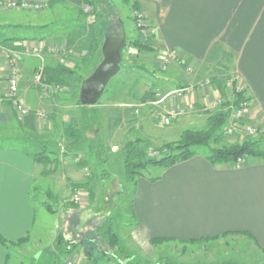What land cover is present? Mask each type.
I'll return each mask as SVG.
<instances>
[{
  "label": "crops",
  "instance_id": "1",
  "mask_svg": "<svg viewBox=\"0 0 264 264\" xmlns=\"http://www.w3.org/2000/svg\"><path fill=\"white\" fill-rule=\"evenodd\" d=\"M10 1L49 3L46 11L50 10V14L37 18L26 13L15 16L6 12H11L4 6ZM133 1L151 26L157 58H168L169 64L162 86L145 83L146 87L137 79L127 83L124 80L120 85L122 96L108 100L116 107L109 117L111 129L114 127L112 133L126 130L125 138L117 134L120 142L141 141L133 132L158 128L157 114L163 110L187 114L176 120L186 125L197 118L198 112L194 110L207 107L206 91L196 88L181 99L171 96L185 85L197 84V78L201 80L198 74L197 78L185 74L180 64L193 68L210 61L212 53L220 52L233 57L236 85H243L250 105L242 123L262 122L264 127V0ZM79 5L80 0H0V18L4 15L0 27L18 39L12 44L19 45L21 50L12 56L21 90L16 103L27 112L15 111L7 103L0 105L1 136H11L17 129L23 135L45 137L47 121L40 120L44 118L40 113L55 104L52 105L53 100H43L41 90L30 83V78L37 77L33 75L36 67L39 71L59 63L60 56L55 55L53 45H65L67 38H71L73 45L72 55L66 60L70 67L88 53L91 39L78 32L82 20L75 9ZM27 49L33 52H26ZM7 74L8 62L0 45V97L6 92ZM232 88L233 85L230 93L226 88L224 96L217 92L216 99L229 98ZM148 93L155 95L143 102L141 99ZM165 95L167 98H162ZM124 108L140 110L141 115L129 117ZM114 139L110 137L104 143L106 146L112 140L107 146L112 153V148L118 147ZM32 156L19 148L0 149V238L6 243L29 237L36 223L32 191L42 167ZM76 170L73 172L77 175L80 170ZM70 182L79 183L73 178ZM130 186L126 211L133 226L127 243L141 259H156L152 264H264V159L246 158L234 166L213 167L205 154L197 153L189 160L162 169L157 177L138 178ZM42 220L47 230V217L42 215ZM66 245L81 253L76 242L66 240ZM7 253L0 242V264L8 263ZM133 259L130 257L128 262ZM78 264L91 263L85 260Z\"/></svg>",
  "mask_w": 264,
  "mask_h": 264
},
{
  "label": "rangeland",
  "instance_id": "2",
  "mask_svg": "<svg viewBox=\"0 0 264 264\" xmlns=\"http://www.w3.org/2000/svg\"><path fill=\"white\" fill-rule=\"evenodd\" d=\"M99 7L100 13L104 17V27H106L108 23H110V26L119 27L122 22L123 31L125 33V44L135 41L136 39L143 41L147 39L154 50H157L152 36L151 26L148 24L141 10L139 13H135L132 5H125L122 0H104L103 5ZM9 11L11 12L6 10L7 13H13L12 15L15 16V13H26L35 18L40 17L42 14H50V10L46 11V9H44L45 12L41 10L28 12H16V10H14V12H12V10ZM88 11H90L89 7L87 10L84 8V12ZM2 18L4 19V15H2L0 19ZM138 21L144 23V26L139 27ZM97 24L98 23L95 24L94 22L92 27L95 28ZM85 25L88 28L91 27L87 22H85ZM85 25L84 27L87 29ZM95 31L96 30L93 29L91 31L90 29L91 33H95ZM5 32H7L6 29L0 27V33L4 35ZM18 32L21 33V30ZM12 34L14 35V33ZM53 46L56 51L55 55L60 56L59 62L69 66L66 60L72 55L73 48L63 50L65 48L63 43ZM129 49L133 52L132 56L125 55L123 51V61L121 63L120 72L110 81L99 103L95 106L86 108L87 114L84 116L82 110L75 106L73 96L75 91L66 95L60 93V95L57 96L58 98L56 97L54 102H52V105L55 104V106H52L47 112L40 113L44 115L43 119L38 117L41 121H47L44 130L45 137L43 134L41 136L23 135L20 134L17 129L11 136H1L0 134L2 138H9L7 141L2 142V145L5 144L7 147L19 148L31 155H47L51 160H55L54 164L48 167V171H50L51 174L47 176L40 174L39 180H35L33 186L32 198L35 205L36 223L32 230V234L29 235L26 242L18 245V247H12L10 249L8 252L9 260L7 264H36V262H38V264H52L53 262L54 264H66L68 261H74V264H78L81 261L85 263V260L91 264H152V262H157L156 259L151 260L152 258L146 260L144 258L141 259L140 254L134 251L129 243H127L130 228L133 226L131 222L132 218L126 211L131 194V186L123 178L122 161L124 144L117 138V134L119 135L118 137L123 136L125 138L123 134L126 128L123 129L125 130L123 133H112L114 132V127L111 129L109 117L116 107L113 106L114 104L108 103V100L122 96L120 85L124 80L127 83L131 81L134 82L137 79L139 84L146 83L147 85H151V87L153 85L162 86L164 80H166L165 73L168 69L169 59H164L163 57L157 58L158 56L155 52H138L137 49L133 47ZM29 50L31 49H27L26 52ZM32 52L31 50L30 53ZM217 56V59L203 64L200 63L193 68L184 66L182 63L180 64L185 74L191 75L190 77L194 76V78H197L195 75L198 74L201 79L199 80L197 78V84L193 86L185 85L184 87H191V91L194 89L196 90V88H198V90L203 89V91H206V95L210 98V101L217 98V91H214L211 87L212 84L210 80L214 77L219 78V80L222 81L221 84L226 83L225 87L228 88V93H230V86L233 84V81L237 79L234 68L229 63L230 60L228 59V55L223 56L221 54ZM98 60L99 58H96V61ZM9 63L11 64V62ZM12 64H14V60ZM11 68H13V66L10 65L9 69ZM189 68L191 71H188ZM36 69L33 75L36 74ZM83 73L85 74L84 71ZM10 75L11 71L7 75L8 78ZM226 75H228V77ZM226 77L227 80H225ZM141 79H143V82H141ZM30 83L37 84L35 76H31ZM206 83L210 85L206 86ZM4 88L6 91V84ZM19 91L21 90L18 76V94ZM39 93L47 103H51L50 100L55 97L54 92L51 91L47 92L43 90ZM5 94L6 92L4 95ZM152 95L155 94L153 93L151 96ZM165 97L166 95L162 96V98ZM223 102L224 101H222V103ZM216 108L217 107L213 106L209 108V106H207L199 109L202 111L195 109V113L198 112L196 114L197 118L194 117L192 122L187 124L189 127L185 122L182 123V120L176 121L182 116H187V114L181 115L178 111L163 110L157 114V120L159 122L158 128L146 127V132L144 133H141L142 130L136 129L133 132V136L141 138V145L149 148L147 151L149 157H157L158 149L168 145L174 147L183 131L202 130L203 128H207L206 119ZM204 109H207V111L204 112ZM126 110H129L126 111L129 117L132 116L135 118L141 115L140 110L129 108ZM170 113H174V119L170 118ZM72 120L76 121L79 130L82 129L83 121L85 120V122L92 125L95 131L99 129V132L103 136L104 143L105 141L108 142V139L112 137L115 138L113 141L114 145L118 146L117 148H112V151H114L113 153L110 152V149L106 148L109 151V159L106 165L93 166L96 169V175H101V172L104 171L106 177L103 180L100 179L101 181H99V179L92 180L90 184L93 191V199L90 201L85 192L80 190L73 192L70 188L71 178L74 180L78 179L79 182L86 181L85 179L87 176L85 169L80 170L77 175L73 170L77 171V159L84 157V151L88 145V143L84 141L80 144V147H77L74 146L71 141L63 138V130ZM172 121L175 122L170 124ZM226 127L227 125L225 128ZM239 134L243 140L246 133L243 132ZM88 136H92V134L88 133ZM255 137L256 136L252 138ZM227 138L228 136H226V139ZM110 143H106V147L109 146ZM197 153L205 154L207 153V149L198 148ZM41 169L43 171V167ZM162 169L161 167L150 166L143 172V175L146 178H154L159 175ZM88 170L91 171L92 168H88ZM75 195L80 197V202L77 204H75L73 200ZM56 214L57 216H55ZM42 215L47 217V230L45 229L46 226L42 220ZM108 218L115 220L114 229L117 234L118 244L114 248L107 246L106 243H102L95 233L98 230L97 228ZM51 230L53 231L51 232ZM58 234L62 235L65 240H72L79 244L81 253L78 251L66 253L65 250L67 246L63 244V246H61L62 250L59 253V249L57 247L54 248V244L58 243L56 239ZM74 253L77 256H75ZM79 256H82L83 260L81 259L82 257ZM130 257H135V260L133 259L131 262H128ZM162 259L164 258L159 260ZM161 262L167 263L166 261Z\"/></svg>",
  "mask_w": 264,
  "mask_h": 264
},
{
  "label": "trees",
  "instance_id": "3",
  "mask_svg": "<svg viewBox=\"0 0 264 264\" xmlns=\"http://www.w3.org/2000/svg\"><path fill=\"white\" fill-rule=\"evenodd\" d=\"M122 2L125 5L131 4L133 9L135 10V13L140 12V7L137 5V2L132 0H122ZM103 3L104 0H80V5L75 9L77 17L80 18V21L82 20L78 32L82 35L84 34L88 36L91 39V45L88 53L85 56L81 57L77 65H75L74 67H70L59 62L55 66H45L39 71L38 69H36V74H39V77L37 80V84H33L35 85V88L41 91L45 90L47 92H54L55 97H53L52 99L53 102L56 97L60 95V93L66 95L75 91V93L73 94L74 103L76 107L82 110L83 116L87 114L86 108H88V106H82L77 100L76 96L80 84L101 61L100 50L105 36L108 33L118 30L121 26L120 25L119 27H113L110 26V23H108V25L104 27V17L99 10V6H102ZM49 6V3L48 5L46 4V8H49ZM85 7H89L90 11L84 12ZM84 20L88 23L89 26H91L90 28L85 25ZM94 22L95 24L98 23L97 25H95V28L92 27ZM84 25L87 27V29L84 27ZM90 29L91 31L92 29L96 30L95 33H91ZM7 33L8 31L5 32V34L3 35L4 37L0 38V45L3 50L4 56H6V53L8 52L18 53L21 51L19 45L15 46L14 44H12L15 41H18V39H15L14 37L12 38V36L8 35ZM152 36L154 38V35ZM70 41L71 38H67V43L65 44V48L63 50H69L73 47ZM130 47L137 49L138 52H156V50H154L147 39H145L144 41L136 39L135 41L126 43L123 51L126 52V50ZM212 54L210 61H212L213 59H217V55L222 54L223 56H227L222 52H220V54ZM96 58H99V60L96 61ZM228 59L230 60L229 63L231 64V66H233V57L228 55ZM83 71L85 72V74L83 73ZM226 76L228 77V75ZM227 77L225 78V80H227ZM210 81L219 95L224 96L226 83L221 84L222 81H220L217 77H214ZM236 81L237 79L233 81L232 85L234 88H232L230 97H225V99L223 100L224 102L219 107H217L216 110L212 112L206 119L207 128H203L202 130L183 131L176 145L174 147L168 145L159 148L157 157H149L147 154L149 148L143 147L140 140L128 141L127 143H125L123 145L122 161L124 180L127 183L134 185L138 178L144 177L143 172L148 167L156 166L163 169L170 168L177 163L184 162L196 156L198 148L207 149V153H205V159L213 167L218 165L234 166L236 164H239L237 163L239 161L243 163V160L249 157L264 159V132L262 134H259L255 138H252L245 134V138L242 140V137L239 133L244 132V127L242 123H240L241 125H239V127L234 131L233 135L228 136V138L226 139L225 130L233 122L234 110L238 109L243 102H248V100H246L244 92H236ZM16 96L9 98L5 94L4 96L0 97V105L7 103L8 106L14 107V110L16 111V105H14V102H16ZM149 97H151L150 93L146 94L141 100L144 102L148 100ZM126 109L127 108L123 109L125 113H127L126 111H129ZM226 125L227 127L225 128ZM88 133L92 134V136H88ZM63 138L71 141L72 144L77 147H80V144L84 141L88 143L84 151V157L81 159H77L76 162L77 169H85L87 176V178L85 179L86 181L79 183L70 182V188L73 192L78 190L85 192L88 195L90 201L93 199V191L90 183L93 179H99V181H101L100 179L103 180L106 177L104 171L101 172V175H96V169L94 168L96 166L106 165L109 159V151L108 149H106L107 147L104 144L103 136L99 132V129L98 131H95L92 125L85 122V120L83 121V126L80 130L77 128L76 121L72 120L69 125L63 130ZM5 141L7 140L0 138V149L7 148L5 144L2 145V142ZM32 158L36 164H39L43 167V171L41 173L43 176L51 174V172L48 171V167L54 164L55 160H51L47 155L41 154L33 155ZM88 168H92V170L90 171L88 170ZM46 209L48 210L47 207ZM114 223V219L108 218L97 228L98 230L95 232L99 240L102 243H106V245L111 248L116 247L118 244V238L114 229ZM27 240L28 237H25L19 240L17 243H6L2 238H0V242L5 245L8 252L12 247H17ZM57 242L58 243H56V247L59 249L60 253V251L62 250L61 246L66 245V240L62 237V235H59L57 237ZM72 248L73 247L67 246L65 250L66 253L73 251ZM8 258L9 253L7 255V259Z\"/></svg>",
  "mask_w": 264,
  "mask_h": 264
},
{
  "label": "built area",
  "instance_id": "4",
  "mask_svg": "<svg viewBox=\"0 0 264 264\" xmlns=\"http://www.w3.org/2000/svg\"><path fill=\"white\" fill-rule=\"evenodd\" d=\"M4 6L7 9L10 10H20V11H39L42 10L44 8H46V4L44 3H37V2H17V1H10L4 4ZM88 7H85V10H87ZM143 24V25H142ZM138 26H144V23H142L141 21H138ZM133 52L131 49H127L125 52V55L127 56H132ZM13 53L8 52L6 53V59L8 62V74L11 71V75L8 78V76L6 77V95L7 97H14L17 94L18 91V79H17V74H16V69H15V65L12 64L13 59H12ZM11 62V64L9 63ZM10 65L13 66V68H10ZM188 71H191L190 68L188 69ZM7 74V75H8ZM39 74H37L36 80H38ZM206 86H209V83L205 84ZM191 87H184L181 89H177L174 93L171 94V96L173 97V99H181L183 96H186L187 94H189L191 92ZM235 90L236 92H244V87L243 85H241L240 83H238L235 86ZM245 93V92H244ZM246 100L247 97H246ZM222 104V100H217V99H213L212 101H210V98L208 99V104L207 106L211 107H219ZM14 105H16V110L22 114H26L27 112L22 109L20 106L17 105V103L15 102ZM250 105L249 102L245 101L243 102L240 107L238 109H235L233 112V122L231 123V125H229L227 127V129L225 130V135L226 136H231L233 135L234 131L239 127V125H241L240 123H242V120L245 117V113L248 111ZM174 113H170V118L174 119ZM243 125V129L244 132L251 137L254 136H258L259 134H262L264 132L263 130V124L262 122H255V123H242ZM239 163H241L239 161ZM80 197H78L77 195L74 196L73 200L74 203L77 204L78 202H80ZM66 264H74V261H68Z\"/></svg>",
  "mask_w": 264,
  "mask_h": 264
},
{
  "label": "water",
  "instance_id": "5",
  "mask_svg": "<svg viewBox=\"0 0 264 264\" xmlns=\"http://www.w3.org/2000/svg\"><path fill=\"white\" fill-rule=\"evenodd\" d=\"M125 45L122 26L105 36L101 46V61L80 84L77 95L79 104L90 107L99 102L110 81L121 70Z\"/></svg>",
  "mask_w": 264,
  "mask_h": 264
}]
</instances>
